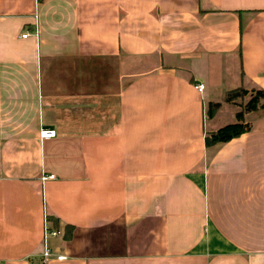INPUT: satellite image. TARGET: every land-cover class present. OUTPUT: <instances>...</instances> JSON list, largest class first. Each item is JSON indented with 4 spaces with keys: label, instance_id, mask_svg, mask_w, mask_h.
Here are the masks:
<instances>
[{
    "label": "crops",
    "instance_id": "obj_1",
    "mask_svg": "<svg viewBox=\"0 0 264 264\" xmlns=\"http://www.w3.org/2000/svg\"><path fill=\"white\" fill-rule=\"evenodd\" d=\"M236 87L264 0H0V264H44L46 215V264H264V109L204 139Z\"/></svg>",
    "mask_w": 264,
    "mask_h": 264
},
{
    "label": "trees",
    "instance_id": "obj_2",
    "mask_svg": "<svg viewBox=\"0 0 264 264\" xmlns=\"http://www.w3.org/2000/svg\"><path fill=\"white\" fill-rule=\"evenodd\" d=\"M225 102L233 103L237 98H245L250 95L249 100L246 101L236 112V121L234 123H229L221 126L214 132L206 134L204 137L205 145L210 146L215 143L227 142L244 132L250 130L251 126L248 123H244V114L252 110L264 109V90L263 89H250L245 90L242 87H236L232 90L225 92ZM219 107L218 103H209L208 113L211 115L213 111ZM45 218L51 221L54 228H58V220L52 216L46 215ZM72 226L66 225L64 227L65 239L71 236Z\"/></svg>",
    "mask_w": 264,
    "mask_h": 264
},
{
    "label": "built area",
    "instance_id": "obj_3",
    "mask_svg": "<svg viewBox=\"0 0 264 264\" xmlns=\"http://www.w3.org/2000/svg\"><path fill=\"white\" fill-rule=\"evenodd\" d=\"M38 1V0H37ZM27 34L25 33L24 35H22V37H25ZM194 87L198 90H203L204 88V85L202 83H195ZM56 132L55 130L53 129H40V132H39V138L41 140H43V138H49V137H53L55 136ZM44 178H49V179H53L55 178V175H48ZM43 178V179H44ZM45 236H44V252L42 253L41 255V261L42 263L46 264L47 261L53 257H55L56 259L58 260H62V258H64V255H56L54 254L51 249L48 247V238L50 236H57L59 235L60 233L54 229H50L49 228V225H48V220L46 219V228H45Z\"/></svg>",
    "mask_w": 264,
    "mask_h": 264
},
{
    "label": "rangeland",
    "instance_id": "obj_4",
    "mask_svg": "<svg viewBox=\"0 0 264 264\" xmlns=\"http://www.w3.org/2000/svg\"><path fill=\"white\" fill-rule=\"evenodd\" d=\"M223 85L225 86L224 88H231V86H233V85H228V84H226V82L223 83ZM221 86H222V85L219 84V85L217 86V88L219 89ZM228 86H230V87H228ZM237 100L241 101V103L239 104L240 107H241L246 101L249 100V96H246L245 98H237Z\"/></svg>",
    "mask_w": 264,
    "mask_h": 264
}]
</instances>
